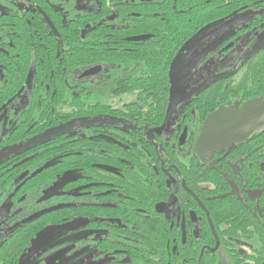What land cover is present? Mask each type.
<instances>
[{"label":"trees","instance_id":"obj_1","mask_svg":"<svg viewBox=\"0 0 264 264\" xmlns=\"http://www.w3.org/2000/svg\"><path fill=\"white\" fill-rule=\"evenodd\" d=\"M9 1L41 6L57 34L50 30L42 14L32 13L30 7L16 8L12 13L0 10V71L4 80L0 85V109L8 101L11 105L19 104L22 95L25 96L17 114L19 123L8 136L0 137V207L7 198L10 200V212L2 225L12 227L0 238V264H16L43 228L78 216L87 217L91 228L107 230L95 243L98 249L112 253L124 249L132 257H142L135 250L136 239L141 237L149 245L153 239L149 232H153L156 224L143 213L138 215L136 208L145 209L150 215V206L163 198L165 188L163 177L156 182L149 181L155 150L144 131L162 123L167 99V67L178 46L200 23L197 14L189 13V21L181 16L172 17L171 22L140 16L135 23L136 32L154 35L135 50L106 53L101 37L107 33L108 45L116 46L124 35L133 32V22L124 33L115 20L103 22L82 35L89 16H69L62 25L47 1ZM109 61L116 66L115 75L140 62L138 73L121 77L114 83L115 96L128 94L132 99L119 107L100 102L88 104L91 88L105 80L102 74L96 81L88 77L80 79L79 74L89 66L105 65ZM243 65L246 72L233 87L234 92L230 84L221 83L207 88L194 101L202 117L217 104L228 101L231 93L236 92V96L243 98L262 92L264 49ZM29 74L31 79L27 82ZM249 79L253 80L251 89ZM68 85L75 91L71 99L66 97ZM71 120L83 123H80L85 130L82 135L64 130ZM154 140L166 152H176L172 145L174 139L165 141L162 136H156ZM74 168L86 169L88 177L69 180L61 193L41 199L45 188ZM23 172L26 175L16 181ZM74 190L77 193H72ZM90 194H96L98 201H107L110 205L86 204ZM103 216H108V225Z\"/></svg>","mask_w":264,"mask_h":264},{"label":"flooded vegetation","instance_id":"obj_2","mask_svg":"<svg viewBox=\"0 0 264 264\" xmlns=\"http://www.w3.org/2000/svg\"><path fill=\"white\" fill-rule=\"evenodd\" d=\"M44 1H47L53 11L52 14L62 22V25L67 23L69 16L74 15L73 17H75L83 14L89 16L90 20L82 30V35L85 31L96 29L103 22L115 20L117 21L116 25L124 33L129 31L128 26L130 22H133V32L124 35L123 40L116 46L108 45L107 33L104 34L105 37L104 35L101 37L106 53H125V51L135 50L140 43L154 35L151 32H136L138 29L135 23L143 15L149 16L153 20L165 19L171 22L172 17L177 16L189 21L187 16L194 13L198 16L197 21L201 23H198L193 32L182 41L169 61L166 74L168 82L167 99L162 123L148 127L144 131L155 150V158L150 163L152 172L149 173V181L156 182L157 178L160 177L165 180L163 198L157 202L154 201L150 206L149 214L151 216L145 213V209L136 208L138 215L143 213L145 218L148 216L156 224L153 232H149L151 235L149 237L153 238L150 239L149 245L141 237L136 239L137 249L135 250L144 257H132L124 249H119L115 253L98 249L95 243L107 234V230L91 228L88 225L87 217L78 216L86 219V225L91 230V235L84 242L95 247L97 255L104 258L103 263L109 260H120L124 256H128L134 260L133 264H264V131L251 139L231 145L223 151L212 152L205 163H202L194 152L195 141L204 118L220 105L238 109L245 100L262 95L264 93V81L260 94L241 98L236 96V92L231 93L228 101L217 104L203 117L196 109V105L193 104L201 96L200 94L211 86L223 83L224 85L230 84L232 88L235 87L246 72L243 67L244 62L264 49V47L260 48L247 58V55L256 45L264 42V0H239V3L235 0ZM19 3L23 5L22 10L32 8V13H41V18L46 20L50 30L57 34L54 24L41 6L32 7L25 1ZM99 15L101 16L97 18ZM96 18L98 19L97 22H95ZM200 29H203L202 40L190 49L188 58L199 57L203 49L208 46H212V49L202 56L189 76L182 91V95L185 97L177 103L170 113L167 126L158 130L164 123L168 104L169 65L179 48ZM41 31L43 30L41 29ZM138 36H143V38L140 40L132 39ZM38 38L41 39V36ZM94 41L93 44L96 42ZM111 62L113 61H109L105 65L98 63L89 66L80 72L78 78L88 77L93 78L91 81H96L102 74L105 81L113 77L115 83L117 79L138 73L141 69L140 62H137L134 67L115 75L113 70L116 66ZM30 79L31 74L28 75L27 82H30ZM3 82V75L0 71V85ZM256 82L261 84L259 80ZM114 83L111 89L112 95H114ZM247 83L250 84L251 89L253 80L249 79ZM234 91L235 88H233ZM92 94L93 89L91 88V96ZM73 95H75V91L72 86L68 85L66 97L71 99ZM121 96H117L120 102L114 101L115 104L101 100L89 101L90 97L87 103L100 102L119 107L132 99V96L128 95L131 96L130 99L122 101ZM24 102L25 96L22 95L19 104L11 105L8 101L1 107L0 114L4 111L7 112L5 125L10 128L5 127L3 135L0 134L1 138L8 136L19 123L20 118L17 114ZM36 116L37 113H35L34 118ZM80 123L83 124L80 121L71 120L66 124L64 130L82 135L85 130ZM156 136H162L165 141L174 139L172 145L175 146L176 152H166L162 149V144H157L154 140ZM95 137L100 138V136ZM102 138L107 139L105 136ZM97 167L103 171H109V168ZM70 170L84 171V174H77L64 181L60 185L59 191L53 195L61 193L62 186L67 181L79 177H88L86 169L74 168ZM26 173L20 174L16 181L22 179ZM61 175L57 177L55 182ZM92 179L90 180L91 183L93 182ZM76 191L74 190L72 193H77ZM43 192L42 200L44 199ZM96 196V194H90L86 204L110 205L107 201H98V196ZM22 199L23 197L20 198V200ZM6 203H8V208L2 212V207ZM73 203L77 204L78 201ZM9 204L10 200L7 198L0 207V238L12 229L11 226L6 225L4 227L2 225L10 212ZM153 213L157 214L154 216ZM102 220H105L108 225V216H103ZM31 246L32 243L22 252L16 264H19L21 256Z\"/></svg>","mask_w":264,"mask_h":264},{"label":"water","instance_id":"obj_3","mask_svg":"<svg viewBox=\"0 0 264 264\" xmlns=\"http://www.w3.org/2000/svg\"><path fill=\"white\" fill-rule=\"evenodd\" d=\"M203 29L192 35L175 54L168 69L169 94L165 120L161 130L167 126L168 118L177 103L184 99L182 91L189 76L198 65L202 56L212 49L208 46L197 58H188L190 49L202 40ZM143 36L133 37L140 40ZM264 47V42L256 45L247 58ZM264 131V93L245 100L238 109L220 105L203 120L194 145V152L205 163L214 151H223L231 145L251 139Z\"/></svg>","mask_w":264,"mask_h":264},{"label":"rangeland","instance_id":"obj_4","mask_svg":"<svg viewBox=\"0 0 264 264\" xmlns=\"http://www.w3.org/2000/svg\"><path fill=\"white\" fill-rule=\"evenodd\" d=\"M16 8H23L21 3L9 0H0V9L12 12ZM122 75V74H121ZM113 77L108 78L103 84L92 87L93 94L89 101L101 100L115 104L120 102L118 97L111 94ZM69 96V95H67ZM122 101H127L131 96L123 95ZM115 101V102H114ZM7 112L0 114V134L5 130ZM7 129H10L7 127ZM83 175L84 171L69 170L62 174L58 180L43 192V198H48L59 191L60 185L71 177ZM8 208V203L2 207V212ZM91 230L86 225L85 218H74L58 225L45 227L32 242L31 248L20 258L19 264H133L134 260L124 256L120 260H109L103 263V259L97 255L95 247L85 243ZM78 245H80L78 247ZM77 246V247H76Z\"/></svg>","mask_w":264,"mask_h":264}]
</instances>
